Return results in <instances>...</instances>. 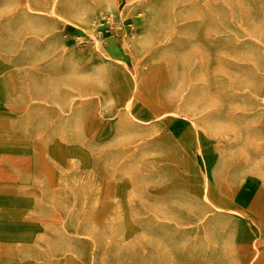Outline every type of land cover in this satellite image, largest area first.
Masks as SVG:
<instances>
[{"label": "rangeland", "instance_id": "obj_1", "mask_svg": "<svg viewBox=\"0 0 264 264\" xmlns=\"http://www.w3.org/2000/svg\"><path fill=\"white\" fill-rule=\"evenodd\" d=\"M85 2L0 0V62L6 67L0 74V264H243L235 242L237 230L231 222L228 230H196L183 218L175 224L167 216L164 221L157 215L151 218L138 213L136 229L130 234L125 229L98 231L91 222H82L89 213L78 206L81 193L72 187L78 177L66 182V190L58 198H52L49 191L37 190L31 166L21 167L37 162L33 137L38 129L65 127L75 155L82 150L94 159L89 141L100 143L103 149L114 141L126 146L117 134L100 131L103 120L104 126L120 125L128 114L127 126L157 125L159 118H146L139 109H131L132 99L127 102L123 99L128 98L120 97L126 96L114 80L105 83L97 75L100 60L93 54V40L113 47L114 42L107 39L125 29V21L130 19L134 27L119 44L124 55L121 60L127 59L142 73L147 96L165 95L172 106H179L184 120L193 127V143L213 159V170L219 176L240 173L246 178L247 190H252L253 179L264 183V0H115L112 8ZM67 3L77 10L72 21L60 10ZM104 27L111 31L105 32ZM105 50L106 60L112 62L111 48L105 46ZM65 53L81 64L75 82L91 83L92 87L94 81L91 91L69 87L70 68L62 60ZM53 66L60 72L59 93L56 83H47L54 76L49 72ZM36 70L42 72L40 80ZM110 72L113 79L119 77L111 68ZM39 83L46 84L45 91ZM112 97L119 99L120 106L130 103L128 111L116 112ZM92 101L99 114L94 123L90 111L81 109ZM14 107L23 110L14 111ZM81 113L86 115V139L83 146H77L73 124L75 115ZM32 119L36 123L28 124ZM62 121L64 125L59 123ZM176 132L181 135L179 128ZM123 134L131 143L123 148L128 152L120 161L138 166L156 179L157 135ZM114 151L103 150L102 158H110ZM40 158L46 169L55 161L44 147ZM44 173L51 179V169ZM135 196L141 210L143 195ZM212 202L218 208L228 206ZM262 205L253 204L256 208ZM28 234L35 236L32 249L13 241ZM246 249L252 252V247Z\"/></svg>", "mask_w": 264, "mask_h": 264}, {"label": "crops", "instance_id": "obj_2", "mask_svg": "<svg viewBox=\"0 0 264 264\" xmlns=\"http://www.w3.org/2000/svg\"><path fill=\"white\" fill-rule=\"evenodd\" d=\"M101 1L86 0L84 4L97 6L102 5ZM72 20L74 19L70 21ZM125 23L127 24L124 26L125 29L107 39L114 42L113 47L106 45L111 48L110 56L112 58L124 59L119 44L123 36H130L131 27H134L130 19H127ZM123 63L125 65L123 69L127 73H123L119 66L111 67V71L119 75L115 79L116 88L123 91L126 96L120 97L128 98L124 99L127 102L131 98L133 100L131 109H139L140 115H154L159 118L156 126L133 125L129 126L127 131V133L142 131L141 133L148 135H157L158 175L156 179H153L147 173L130 172L129 168L132 170L135 166L132 167L128 162L120 161L128 151L121 158L114 156L123 150L124 147L121 143L114 141L109 145V149L101 148L99 151L97 146L100 143L89 141L91 145L94 144V159L87 157L86 152L81 149L76 155L74 152L73 157L78 171L75 176L82 179L84 187L79 189L81 198L78 200V206L83 207L85 213H89L87 221L91 222L92 228L98 231L125 229L128 234L136 229L134 222L138 221L136 217L138 213H146L151 218L157 215L158 219L163 218L164 221L167 216L175 224L181 223L183 218L189 221L191 229L196 230H228L231 222L234 224L232 229L237 230L235 242L239 259L243 264H263L264 205L262 204L264 203V183L260 179H253L252 184H249L250 187L252 186V190H247L246 178L240 173L222 176L215 173L213 159H208L207 153H203L202 147L193 143V137H195L193 127L191 123L184 120L179 106L176 104L172 106L165 95H156L154 98L147 96L144 92L147 82L142 73L138 69L132 68L127 59ZM130 75H136L137 78L131 81L129 80ZM111 101L116 112L126 113L128 111L127 105H118V98L112 97ZM99 103L101 105V100ZM104 124L105 120L100 122V131L102 130L103 134L114 135L119 132L120 125L104 126ZM176 128L181 130V135L176 132ZM123 132L126 133V131ZM182 135L188 138L189 142H183ZM113 138L110 136L108 139ZM117 144L119 148L115 147ZM103 150L116 151L112 152L114 157L101 159L98 155ZM136 162L138 163V161ZM132 164L135 165V162ZM30 166L33 169L31 179L35 181L34 172L40 163L37 161ZM40 170L41 184L36 188L37 190L49 189V178L43 169ZM72 176L73 174H70L67 181L71 182L72 180L68 178ZM102 178H106L108 182L116 186V193L100 202L97 196L93 200V195L94 192L99 191ZM198 189L199 191H197ZM140 193L143 195L140 196L142 209L138 210L135 204V195L139 196ZM212 200L225 203L228 206L227 208H218L214 206ZM256 201L260 202L262 206L254 207L253 203ZM183 203L191 204L183 205ZM247 246L252 247V252L247 253Z\"/></svg>", "mask_w": 264, "mask_h": 264}, {"label": "bare ground", "instance_id": "obj_3", "mask_svg": "<svg viewBox=\"0 0 264 264\" xmlns=\"http://www.w3.org/2000/svg\"><path fill=\"white\" fill-rule=\"evenodd\" d=\"M101 4L103 6H106L108 8H112V7H115L116 5V2L115 0H102L101 1ZM195 4V3H194ZM205 4V3H204ZM196 5V4H195ZM184 7V6H183ZM191 7V6H190ZM236 7V6H235ZM260 7V6H259ZM76 7L72 6V4H66V6L63 8V9H60L62 12H66L69 17L71 19H76V18H72L74 16V13L73 11H77L75 9ZM180 8V6L178 7ZM192 8V7H191ZM169 10V9H168ZM239 11V9H238ZM260 13V12H259ZM254 14V13H253ZM224 16V15H223ZM252 18V17H251ZM262 18V17H261ZM259 21V19H258ZM193 22V21H192ZM238 24V23H237ZM182 25V24H181ZM191 25V24H190ZM234 25V24H233ZM88 26V25H87ZM223 26V25H222ZM224 27V26H223ZM223 29V28H222ZM180 30V29H179ZM243 30V29H242ZM207 31V30H206ZM227 31V30H226ZM205 33V32H204ZM222 33V31H221ZM58 36V35H57ZM216 36V35H215ZM61 37V36H60ZM230 38V34L228 36V39ZM54 39V38H53ZM227 39V38H226ZM64 40V39H63ZM164 40V39H163ZM236 41V40H235ZM228 42V41H227ZM226 43V41H225ZM66 44V43H65ZM93 44H94V55L96 57H99V60H100V63L98 65V71L99 73H97L98 77L105 80V83H108V81L110 82L111 80H114L113 79V75H111V72H110V68L113 66H119V69H122V72H126L127 71L125 69H123V67L125 66L124 65V61L126 60H121L119 58H112V62L106 60V50H105V46H106V43L105 42H102V41H99L97 38H95L93 40ZM258 44V43H257ZM130 45V44H129ZM139 45V43H138ZM137 45V46H138ZM199 45V44H197ZM141 47V46H140ZM204 47V46H203ZM199 48V46H198ZM232 48V47H231ZM243 48V46H242ZM251 48V47H250ZM204 49V48H203ZM246 50V49H245ZM81 51V50H80ZM195 51V50H194ZM250 51V50H249ZM248 51V52H249ZM253 52V51H252ZM80 53V52H79ZM188 53V52H187ZM251 54V53H250ZM62 55V54H60ZM59 55V56H60ZM186 55V54H185ZM190 55V54H189ZM187 56V55H186ZM6 57V56H5ZM23 57V56H22ZM185 57V56H184ZM259 58V57H258ZM230 59V58H229ZM244 59V58H243ZM260 59V58H259ZM62 60H63V63L65 65V63H68V66H69V70H68V74L70 76V79L68 81V85L69 87L71 86H77V88L79 90H77L78 92H83L84 90H88V91H91V89L94 88V81H93V84H92V87H90L91 83L87 85H84V83H80L79 81L78 82H75V79L74 77L77 76L78 74H80V67H81V64L79 62H77L74 58H72V56L68 53V55L65 53L62 55ZM231 60V59H230ZM180 61V60H179ZM182 61V60H181ZM249 61V60H248ZM231 62V61H230ZM178 63V62H177ZM176 63V65H177ZM180 63V62H179ZM187 63V61H186ZM217 63V62H216ZM183 65V64H181ZM110 66V67H109ZM246 66V65H245ZM56 67V66H55ZM175 67V66H173ZM177 67V66H176ZM182 67V66H181ZM239 67V66H238ZM4 68H6L5 66H3L0 62V74L4 71ZM54 66L49 70L50 73H54V78L53 77H49L47 78V83L49 82H54L56 83V86L59 84L58 80H59V74L60 72L56 71L53 69ZM108 68V69H107ZM175 69V68H174ZM173 69V70H174ZM240 69V68H239ZM84 70V69H83ZM242 70V69H241ZM238 71V70H237ZM229 72H232L229 70ZM42 72L39 71V70H36L35 71V75L37 77V79L40 80L41 78V74ZM85 73V71H84ZM235 73V72H234ZM236 75V74H235ZM83 78V77H82ZM214 78V77H213ZM251 78L252 77V74H251ZM84 80V79H83ZM129 80H133V78H131L129 76ZM41 84V83H39ZM37 85V84H36ZM87 86V87H86ZM40 88H42L41 90H46V84H41L39 85ZM68 88V87H67ZM56 90H58V93L61 89V86L58 85L56 87ZM145 94L147 95L146 91H144ZM221 93V92H220ZM204 94V93H203ZM240 97V96H239ZM244 97V96H242ZM4 99V98H3ZM2 99V100H3ZM124 100V99H123ZM133 101V100H132ZM216 102V101H215ZM237 103V102H236ZM132 104V103H131ZM215 104V103H214ZM95 105L96 103L95 102H87V104L83 105L81 107V109H84V110H89V115H90V119H91V123H94L96 120L99 119V114L96 112L95 110ZM127 106L129 105L130 106V103L129 104H126ZM212 105V104H211ZM243 105V104H242ZM246 105V104H245ZM234 106V105H233ZM23 109L22 108H18V107H14V111H22ZM127 115V116H126ZM126 115H123L124 117H122V120H121V124H120V128H118V133H116L118 136V140H123L124 143L126 144V146L124 145L123 147H127L129 143H131L130 141H128L127 139H124V134L125 132L123 131H126V134H127V131H128V128L129 126L128 123L130 121V117L128 114ZM51 116V115H50ZM85 114L84 113H81V114H78V115H75V118H74V124H73V127L74 129H76L77 131V137L75 139L76 142H74L75 144H77V146L81 145L83 146L85 143V139H86V128L84 127V118H85ZM143 116H146V118H154V117H157V116H147V115H143ZM35 117V116H34ZM76 117H78L80 120L78 121L76 119ZM32 123H36L34 121V119H32L31 122H28V124H32ZM39 123V121H38ZM59 123H62L63 124V121L62 122H59ZM58 123V124H59ZM40 124V123H39ZM38 124V125H39ZM20 125V124H19ZM133 126V125H132ZM64 129L66 131V128L65 127H62V128H59V129H53V130H48V129H38V134L34 135L33 137V141L35 142V153H36V156H37V161L38 163H40V166L36 167V170L34 172V175H35V181H36V184H38V186L41 184V181H40V175H41V170L40 169H43V171H47V170H50L51 169V173H52V177L51 179H49V189H45L47 191H49V193H51L52 195V198H58L57 196H59L60 194H62L63 191L66 190V182L67 181V177L70 175V174H73L72 176V179L71 180H75V175L78 173L77 171V168L75 166V162H74V151L73 149L75 148L74 145H70L69 143H71V138L69 137V139L67 138V136L64 134ZM43 130V131H41ZM69 131V130H68ZM48 132H51L52 133V136H48L47 133ZM142 131H137L136 134H141ZM40 134V135H39ZM68 135V134H67ZM183 142H189L188 138H186L185 136H183V138L181 139ZM49 141H51L52 143L49 144ZM133 143L137 141V139H132ZM90 142H93V141H90ZM94 143V142H93ZM247 143V142H246ZM131 145V144H130ZM233 146V145H232ZM46 148L47 151H50L52 152L53 154V157L55 158V161L50 163L51 165V168L45 170L46 168L43 166V162L41 161V158H40V155H41V149L42 148ZM99 147V151L100 149L102 148L101 146H97V148ZM92 148H94V144L92 145ZM95 149V148H94ZM103 149V148H102ZM98 151V149H96ZM126 152L125 151H120L118 154H115L114 156L115 157H118V158H121L123 156V154H125ZM106 154V153H105ZM113 154L111 157H114ZM260 157V156H259ZM100 158H102V152L100 154ZM223 162V161H221ZM264 163V162H262ZM30 167V164H22V167L21 168H29ZM31 168V167H30ZM126 169V168H125ZM130 172H138L139 174L140 173H143V170L140 169V168H137L136 166L131 170L129 168ZM42 171V173H43ZM163 172V171H162ZM158 175V174H157ZM164 177V176H163ZM49 178V177H48ZM122 179V178H121ZM257 179V178H256ZM262 180V179H261ZM141 181V178L139 180V183ZM263 181V180H262ZM74 182V181H72ZM100 189L98 192H94V195H93V200H94V197L97 196V199L100 201V202H103L109 195H114L116 193V186L111 183V182H108L106 178H102L101 182H100ZM73 189H83V181L82 179L79 178V181H76V183L74 182V185H72ZM199 191V189L197 190ZM172 195V194H171ZM175 197V196H174ZM181 197V196H180ZM187 199V198H186ZM196 203V202H195ZM197 204V203H196ZM254 205L256 204L253 203ZM194 207V206H193ZM198 213V212H197ZM193 216V215H192ZM82 220V219H80ZM85 218H83L82 222L84 223H89L86 221ZM158 221V220H157ZM163 226V225H161ZM172 226V225H171ZM170 226V227H171ZM157 227V226H155ZM166 227V226H165ZM180 228V227H179ZM172 228H170V231H171ZM176 230V229H175ZM167 233V232H165ZM164 234V233H163ZM162 234V235H163ZM168 234V233H167ZM172 234V233H171ZM180 235V234H179ZM169 236V235H168ZM35 236L34 235H25V236H20V237H14L13 238V241H17L19 243H21L20 246L24 245V246H27V248H30L32 249V247H34V241H35ZM183 237V236H182ZM170 238V237H169ZM184 238V237H183ZM186 238V237H185ZM171 239V238H170ZM200 239V238H199ZM205 239V238H204ZM221 241V240H220ZM219 241V242H220ZM172 242V241H171ZM200 242V241H199ZM208 242V241H207ZM218 242V244H219ZM201 243V242H200ZM209 243V242H208ZM179 244V243H178ZM13 243L10 244V246L12 247ZM220 245V244H219ZM180 246V245H179ZM14 248H15V245H14ZM223 248V247H222ZM22 249H25L24 247H22ZM21 249V250H22ZM202 251V250H201ZM194 252V251H193ZM203 252V251H202ZM201 252V253H202ZM217 254V253H216ZM179 261V260H178ZM203 261V260H202Z\"/></svg>", "mask_w": 264, "mask_h": 264}, {"label": "built area", "instance_id": "obj_4", "mask_svg": "<svg viewBox=\"0 0 264 264\" xmlns=\"http://www.w3.org/2000/svg\"><path fill=\"white\" fill-rule=\"evenodd\" d=\"M104 28H107V27H104ZM111 31V28L110 27H108L106 30H105V32H110Z\"/></svg>", "mask_w": 264, "mask_h": 264}]
</instances>
